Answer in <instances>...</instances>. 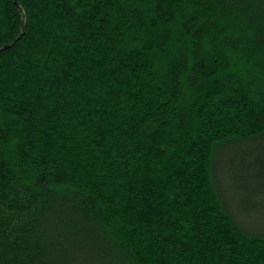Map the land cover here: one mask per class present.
Segmentation results:
<instances>
[{
    "label": "trees",
    "instance_id": "1",
    "mask_svg": "<svg viewBox=\"0 0 264 264\" xmlns=\"http://www.w3.org/2000/svg\"><path fill=\"white\" fill-rule=\"evenodd\" d=\"M251 142L264 0H0V264H264Z\"/></svg>",
    "mask_w": 264,
    "mask_h": 264
},
{
    "label": "rangeland",
    "instance_id": "2",
    "mask_svg": "<svg viewBox=\"0 0 264 264\" xmlns=\"http://www.w3.org/2000/svg\"><path fill=\"white\" fill-rule=\"evenodd\" d=\"M261 150H263L264 153V142H262V144L251 142L248 143L247 145L240 144L237 146H229L223 150L221 157H229V156L235 157L236 159L235 172H237V170L239 169V173H238V177H239L243 171L242 167L247 166L248 161L250 162V159L254 158V156L256 155L255 154L256 151L260 152ZM228 170H229L228 167H225L223 169V172L225 173L224 181H223L225 193H227L228 195L230 193L233 196H235L234 199L237 202L235 204V207L237 208V210L239 211V213L242 215L243 219L247 223L250 224L255 223V225H264L258 223V221H260V218L261 219L263 218L264 214H259L257 210L254 211L252 208L253 201L255 203L257 201H260L254 195H252L251 191L248 188V183L252 182V180L251 181L248 180L247 182H244L243 180L240 181L237 178V183H235L233 180H231L232 179L231 177L229 176L226 177ZM245 173L250 174L251 179L252 178L255 179L254 174L250 172H246V169H245ZM250 196H252L253 201L251 200ZM261 202L264 210V200L261 199ZM260 222L264 223L263 221Z\"/></svg>",
    "mask_w": 264,
    "mask_h": 264
}]
</instances>
